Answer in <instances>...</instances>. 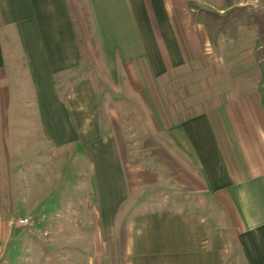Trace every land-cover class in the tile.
Returning <instances> with one entry per match:
<instances>
[{
  "label": "crops",
  "instance_id": "1",
  "mask_svg": "<svg viewBox=\"0 0 264 264\" xmlns=\"http://www.w3.org/2000/svg\"><path fill=\"white\" fill-rule=\"evenodd\" d=\"M238 1L0 0V45H19L41 113H63L55 83L74 72L84 45H96L111 75L162 77L163 106L151 113L163 114L165 142L179 150L189 184L213 200L203 217L142 215L109 264H264V17L230 12ZM189 2L229 13L222 30L197 19ZM141 91L149 102V89ZM107 153L108 170L94 164L100 188L110 173L116 186L123 181ZM121 187L100 189L101 209H117ZM16 239L0 193V264L17 257Z\"/></svg>",
  "mask_w": 264,
  "mask_h": 264
},
{
  "label": "rangeland",
  "instance_id": "2",
  "mask_svg": "<svg viewBox=\"0 0 264 264\" xmlns=\"http://www.w3.org/2000/svg\"><path fill=\"white\" fill-rule=\"evenodd\" d=\"M84 52L55 83L63 113L45 114L19 45H0V193L18 251L9 264H109L142 215L212 212V198L189 184L194 177L179 167V150L165 142L162 77L136 80L124 68L111 75L96 45ZM144 87L151 103L141 98ZM151 105L159 110L151 113ZM107 152L123 181L116 186L110 173L101 188L124 191L110 211L100 208L94 169L96 162L107 168ZM20 218L33 227L19 226Z\"/></svg>",
  "mask_w": 264,
  "mask_h": 264
},
{
  "label": "built area",
  "instance_id": "3",
  "mask_svg": "<svg viewBox=\"0 0 264 264\" xmlns=\"http://www.w3.org/2000/svg\"><path fill=\"white\" fill-rule=\"evenodd\" d=\"M237 6L249 14H256L264 17V0H240ZM17 224L24 228H31L34 225L33 221L27 218L18 219Z\"/></svg>",
  "mask_w": 264,
  "mask_h": 264
},
{
  "label": "trees",
  "instance_id": "4",
  "mask_svg": "<svg viewBox=\"0 0 264 264\" xmlns=\"http://www.w3.org/2000/svg\"><path fill=\"white\" fill-rule=\"evenodd\" d=\"M189 7L193 10V13H194L195 17L197 16V19H198V15H202V17H204V19L217 20V24H218L217 32L222 30L223 25L226 24V22L228 20L227 16L229 13H225L223 15H220L219 13H217L213 10L203 9L193 2H189ZM236 10H238V8L232 9V11H230V12L235 13ZM239 10L243 11L242 9H239Z\"/></svg>",
  "mask_w": 264,
  "mask_h": 264
}]
</instances>
